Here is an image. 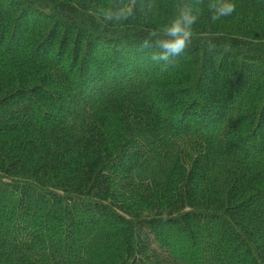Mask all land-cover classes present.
Masks as SVG:
<instances>
[{
  "label": "trees",
  "instance_id": "obj_1",
  "mask_svg": "<svg viewBox=\"0 0 264 264\" xmlns=\"http://www.w3.org/2000/svg\"><path fill=\"white\" fill-rule=\"evenodd\" d=\"M113 2L0 0V264H264V0Z\"/></svg>",
  "mask_w": 264,
  "mask_h": 264
},
{
  "label": "clouds",
  "instance_id": "obj_2",
  "mask_svg": "<svg viewBox=\"0 0 264 264\" xmlns=\"http://www.w3.org/2000/svg\"><path fill=\"white\" fill-rule=\"evenodd\" d=\"M210 20L216 22L223 17L233 14L235 5L232 0H214L209 4ZM134 5L126 0H115L112 4L98 10V15L102 17L105 24H119L127 21L133 15ZM200 15V9L185 4L167 24L157 31L148 33L142 42L144 48H154L150 59L161 64L163 67L180 56L191 43L193 37V27Z\"/></svg>",
  "mask_w": 264,
  "mask_h": 264
}]
</instances>
